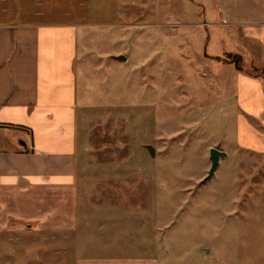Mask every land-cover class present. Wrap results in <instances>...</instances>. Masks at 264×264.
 <instances>
[{
    "label": "rangeland",
    "instance_id": "rangeland-1",
    "mask_svg": "<svg viewBox=\"0 0 264 264\" xmlns=\"http://www.w3.org/2000/svg\"><path fill=\"white\" fill-rule=\"evenodd\" d=\"M105 10L78 230L41 228L0 204V264L101 257V201L146 209L163 264H264V112L237 98L239 72L264 79L263 46L244 34L264 22V0H105ZM211 148L228 157L202 183Z\"/></svg>",
    "mask_w": 264,
    "mask_h": 264
},
{
    "label": "crops",
    "instance_id": "crops-1",
    "mask_svg": "<svg viewBox=\"0 0 264 264\" xmlns=\"http://www.w3.org/2000/svg\"><path fill=\"white\" fill-rule=\"evenodd\" d=\"M99 1L93 12V0H0V204L45 229L78 230L88 112L101 105V32L112 28ZM244 34L264 52L263 21ZM237 79L239 107L264 112V79ZM117 204L101 201V257L77 264H163L146 209Z\"/></svg>",
    "mask_w": 264,
    "mask_h": 264
},
{
    "label": "water",
    "instance_id": "water-1",
    "mask_svg": "<svg viewBox=\"0 0 264 264\" xmlns=\"http://www.w3.org/2000/svg\"><path fill=\"white\" fill-rule=\"evenodd\" d=\"M229 58H230V61L235 64L236 68L241 70V68L239 67L240 62L242 61L240 59V57H237V55H231V56H229ZM116 59L119 61H126L127 60L123 56H120ZM146 149L150 153L151 157L154 158L156 155L155 148L150 145V146H147ZM227 157H228V154L224 151H221L217 148H211L210 149V158L209 159L211 161V168L209 170L208 176L203 180L202 183H205V182L211 180L215 176V174H216V172L220 166V161L223 159H226Z\"/></svg>",
    "mask_w": 264,
    "mask_h": 264
}]
</instances>
